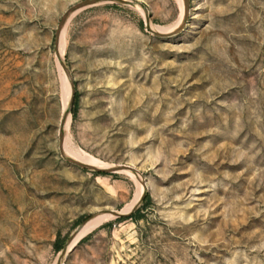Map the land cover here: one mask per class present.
I'll return each mask as SVG.
<instances>
[{
  "label": "rangeland",
  "instance_id": "374dc122",
  "mask_svg": "<svg viewBox=\"0 0 264 264\" xmlns=\"http://www.w3.org/2000/svg\"><path fill=\"white\" fill-rule=\"evenodd\" d=\"M79 1L0 0V264H56L88 215L143 192L130 171L60 155L70 85L54 35ZM138 1L170 31L113 2L62 30L75 88L64 145L136 168L147 194L61 264H264V0Z\"/></svg>",
  "mask_w": 264,
  "mask_h": 264
},
{
  "label": "water",
  "instance_id": "95a60500",
  "mask_svg": "<svg viewBox=\"0 0 264 264\" xmlns=\"http://www.w3.org/2000/svg\"><path fill=\"white\" fill-rule=\"evenodd\" d=\"M184 4H185V11H187L188 8V0H183ZM101 2H113V3H119V4H124V5H131V6H139L144 10L145 13V25L147 27V29H149V31L153 32L155 35H163L164 33H161L159 31H155L151 28L150 26V22H149V17L147 14V9L145 7V5L143 3H141L138 0H81L77 3H75L74 5L70 6L68 9H66L64 11V13L62 14L59 23L57 24V27L55 29V35H54V51L55 54L57 56V59L59 61V64L61 66V68L63 69L68 81H69V85H70V97H69V101L67 106L65 107V109L62 112L61 118H60V122H59V127H58V149L60 152V155L62 156V158L71 163L74 164L78 167L84 168V169H89V170H93L97 173H111V172H117V171H125L128 170L130 172H132L134 175L138 176L139 181L141 182V184L143 185V192L140 195L138 201L135 203V205L127 212H120L117 209H100L98 211H95L93 213H91L90 215H88L84 220H82L77 226L76 228L70 233V235L68 236V238L66 239V241L64 242L60 253L57 257L56 260V264H61L64 256L67 254V252L74 246L68 248L69 244L71 243V241L73 240V238L79 233V231L85 226V224L90 221L91 219L98 217L100 215H105V214H110L115 218H120V217H128L130 214H132L133 212H135L140 204L143 202L146 194H147V187L145 184V181L142 180L139 177V172L137 171L136 168L127 165V164H118V165H112L109 167H98V166H94V165H90L84 162H81L69 155H67L65 153V149H64V140H65V125L67 123V119L70 117V113H71V107L73 104V99H74V94H75V88H74V82H73V78L71 76L70 70L68 68V66L65 64V62L63 61V59L61 58L60 52H59V45H60V39H61V33L63 30V27L65 25V23L67 22V19L69 18V16L76 12L77 10H80L82 8L88 7V6H92Z\"/></svg>",
  "mask_w": 264,
  "mask_h": 264
},
{
  "label": "bare ground",
  "instance_id": "6f19581e",
  "mask_svg": "<svg viewBox=\"0 0 264 264\" xmlns=\"http://www.w3.org/2000/svg\"><path fill=\"white\" fill-rule=\"evenodd\" d=\"M182 18H183V15H181L180 21L178 22V24L176 25V27H178L181 24ZM152 28L154 29L153 26H152ZM154 30H157L159 32L161 31V33L170 31V29H163V28H159V27H155ZM172 30H174V28L171 29V31ZM62 33H61V39H60V45H59L60 55H61L62 49H63ZM69 97H70V92H69L67 98H65L66 99L65 107L68 104ZM68 123H69V118L67 119V123L65 125V130L67 128ZM67 146H68V144H67ZM67 146H66V144L64 145L65 153L67 155H69V156H71V157H73V158L81 161V162H84V163H87V164H90V165H94V166H98V167H109V166H112V165H109L108 166V165H105V164H103L101 162H98L95 159L89 157L88 155H82V154L73 152L72 150L68 149L69 147L67 148ZM125 171H128V170H125ZM141 188H142V184H141ZM141 192H142V190H141ZM139 197H140V194L136 197V199H134V201L132 203L128 204L122 210H118V211H120V212H127V211H129L135 205V203L138 201ZM112 217L113 216L110 215V214H105V215H100L98 217H95V218L91 219L90 221H88L85 224V226L79 231V233L73 238V240L69 244L68 248L72 247L82 236H84L85 234L89 233L90 231H92L96 227L100 226L103 222H105L106 220H108V219H110Z\"/></svg>",
  "mask_w": 264,
  "mask_h": 264
},
{
  "label": "trees",
  "instance_id": "16d2710c",
  "mask_svg": "<svg viewBox=\"0 0 264 264\" xmlns=\"http://www.w3.org/2000/svg\"><path fill=\"white\" fill-rule=\"evenodd\" d=\"M146 197V196H145ZM145 199V198H144ZM133 214V213H132ZM132 214H130L128 217H131L132 216ZM85 238V237H84Z\"/></svg>",
  "mask_w": 264,
  "mask_h": 264
}]
</instances>
